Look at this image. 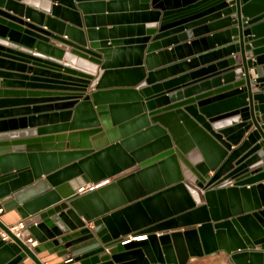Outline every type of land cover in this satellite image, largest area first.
Instances as JSON below:
<instances>
[{"label":"water","instance_id":"95a60500","mask_svg":"<svg viewBox=\"0 0 264 264\" xmlns=\"http://www.w3.org/2000/svg\"><path fill=\"white\" fill-rule=\"evenodd\" d=\"M38 1L40 7L0 0V61L12 69L0 70V76L17 80L21 88L4 94L22 97L18 102L27 104L26 111L38 113L27 118L63 122L7 131L2 127L12 118L0 120V199L6 209L16 207L40 243L32 251L18 240L0 238L5 261L17 254L37 260L35 252L47 249L81 264H185L190 256L219 247L235 264H264V209H259L264 206V0ZM124 4L146 24L115 26L123 20L115 19L113 10ZM174 51L188 52L187 60L167 64ZM137 52L143 63L137 85L152 87L149 113H174L181 135L170 128L169 133L198 179L186 176L165 188L172 181L159 178L157 164L145 166L174 148L142 156L115 149L116 126L124 133L126 125L119 123L126 111L120 104L102 110L96 96L123 85L103 82L109 60ZM87 125H99L91 132L93 144L71 157L63 150L65 134L53 133ZM165 142L163 148L171 146L168 138ZM253 152L254 161L234 167ZM59 157L63 162L55 164ZM147 170L153 175L145 181ZM24 175L27 182L14 184ZM105 176L112 182L96 190L110 187L113 196L120 180L129 187L116 203L92 206L88 199L96 190L81 195L73 190L78 177ZM246 184L249 194L259 197L257 204H246L260 227H250L252 233L236 217ZM121 203L125 206L117 209ZM128 232L147 238L122 241ZM14 263L24 264L17 258Z\"/></svg>","mask_w":264,"mask_h":264},{"label":"bare ground","instance_id":"6f19581e","mask_svg":"<svg viewBox=\"0 0 264 264\" xmlns=\"http://www.w3.org/2000/svg\"><path fill=\"white\" fill-rule=\"evenodd\" d=\"M134 11H136V9H134ZM134 11H131L128 13H119L118 15H116L117 17L115 16V19L119 18L123 21H120V22L115 21V26L124 27L123 24H127L130 26L142 24L143 22L142 16L139 13H137V15H134L133 14ZM127 20H130L131 22L129 21L128 23ZM132 46L133 44H131L129 48H131ZM139 47L140 46L138 45L137 48L139 49ZM124 48H126L125 51H127L128 47L125 46ZM138 52L136 53L135 56L128 54V56L125 55L121 58H113V59L111 58L108 62L110 65L109 69L107 70V74L105 75L103 79V82L109 83V84L114 83V82H118L122 84L123 82H126V84H123L120 86H129V87L122 88V87L114 86V87H111L113 89H108V90L106 89L100 92L96 96L97 103L100 105V107H102V110L109 108L110 104L115 106V104H119V102H124L126 100L127 101L131 100L134 102L132 106L123 105V109H125L126 111L124 115L125 118H123L119 124L123 123L122 126L124 125L126 126L125 128L123 127L124 133H122L121 129L116 126L117 131L115 134L119 135V137L114 141V142H117L115 149H117L118 151H121L122 154L126 156L127 155L130 156L131 151H133L135 154H139L140 156H142V155L149 153L148 151H153L154 149L159 148V150L154 153V154H157V153L164 152L165 150H169L170 148H174L173 151L170 152L169 154L160 156L154 159L152 162L147 163L145 166H149L151 164H157V168H158L157 172L159 174V178H162L163 181H165L166 179L170 180V182L172 181L169 185H166L165 188L182 182L183 180L186 179V176L187 177L193 176L195 179H198V177L192 172L189 166L183 163L182 159L180 158V154L181 155L183 154L178 149V147L174 144L173 137L171 133H169V128H170V130L174 132L175 134L180 133L181 135L182 128H179L178 122H174L175 119L174 121L172 120L174 113L168 114L167 116L162 115L163 113L161 115H150L149 113L148 104L149 102H151V99L149 98H151L152 96V95L151 96L149 95L152 93L151 92L152 87H149L151 83H147V82L140 84L139 86L137 85L140 82L136 80H139L143 75V63H141L140 54L138 55ZM132 67L138 71L134 72L132 70ZM125 72L131 73L132 76H134L132 78V81H128L129 79L122 78L123 73ZM127 82H130V83H127ZM112 99H117V100L113 101L115 103H110L111 102L110 100ZM175 116L177 117L176 114ZM128 118H131V119L125 122V120H127ZM160 121L163 123H161ZM85 122H88V121H85ZM99 125L97 126L87 125V126H82V127H76L73 130L81 129V128L83 129L92 128L93 129L95 127H98ZM165 132L167 135H165ZM167 138L171 141V146L163 148V145L166 144L165 141ZM148 139L149 140L151 139L150 142L144 144ZM181 140L187 141L189 144H192L191 139L189 137H182ZM92 144H93V141H92ZM81 150H85V149H81ZM194 150L197 154L202 155V152L198 147L194 148ZM70 153L74 154L76 153V151H71ZM194 167L196 166L194 165ZM145 172L147 171H144V173ZM149 172H152V171L148 170V173ZM120 181L116 183L115 186H113V190L118 193L120 192L117 187L119 188L123 187V182L122 181L120 182ZM188 182L193 185V182H190L189 180ZM107 184H104L102 186H105ZM106 192H108V190H106ZM124 206L125 205H122L121 203V206H119L117 209L124 207ZM233 208L237 209L238 205L235 203Z\"/></svg>","mask_w":264,"mask_h":264},{"label":"crops","instance_id":"0c3cea01","mask_svg":"<svg viewBox=\"0 0 264 264\" xmlns=\"http://www.w3.org/2000/svg\"><path fill=\"white\" fill-rule=\"evenodd\" d=\"M20 1L26 5L30 4V5L35 6V7H40V4H39L40 1H38V0H20ZM131 11H134L133 7L126 5L125 7H116L113 10V13L117 12V14H119V13H128ZM76 12L79 14V16H81V11L79 9H76ZM129 21H127V22H129ZM144 22L146 24V20H143L142 23H144ZM107 26H110V25H107ZM123 26H128V25L123 24ZM196 48L197 47H195V49ZM198 48H201V47H198ZM191 49L194 50L193 47H191ZM187 54H188V52H185V51L182 53L174 51L173 55L172 54L170 55L172 60L170 59L171 61L168 62L167 64L176 63V62H179L182 60H187V58H188ZM0 57H2V56H0ZM213 62H215V61L211 60L210 62H204L203 64H199V66L200 67L206 66V65L213 63ZM4 67H5L4 63L2 61H0V70H12V69H6ZM197 68H198V66L194 67L192 70H195ZM133 77L134 76H132L131 73L125 72V73H123L122 78L129 79L128 81H132ZM3 80H5V81H3ZM16 82H17V80L15 78H10V77L4 78V77L0 76V120H2V119L8 120L11 118L13 120V121L9 120L8 122H6L5 125H3L4 127H2V128H5L4 130L15 131V130H20V129L29 128V127L48 126L51 123L60 124L63 122L60 119L57 121L53 120V122H50V119L48 117L37 118V116H35L32 118H27L28 115L29 116L30 115H37L38 113L37 114L33 113V111L27 112L25 109V108H27V104H23V102H18V101H20L18 98H22V97H19L16 95L4 94V90H14V89H18V88L20 89L21 87H18V84ZM114 83L120 84L118 82H114ZM127 83H130V82H127ZM132 83H134V82H132ZM122 84H126V82H123ZM118 87H122V88L127 87L128 88L129 86H118ZM91 90H93V88L90 89V91ZM119 104H122L124 106L125 105L132 106L134 104V102L131 100H129V101L126 100L124 102H119ZM29 106L31 107V110H32V106H34V103H31ZM4 110H6V111H4ZM129 119H131V118H128L127 120H125V122L128 121ZM97 128L98 127H95L93 129L92 128H84L85 130L83 128H81L82 130L81 129L73 130V129L68 128L66 130L56 131L53 134H58V133H61V134L64 133L65 134L63 136V138L66 136L64 138L65 140L63 141V143L66 145V146H64V149H63L64 151H76V152H78L79 150H81V147H79V146L82 145V146L86 147L87 145L92 144L91 132L96 131ZM138 131H140V130H138ZM71 132H75V133L72 134L73 136L69 137L68 134ZM80 132H83L84 134H82ZM70 138H71V140H70ZM150 140L148 139L144 144L149 143ZM75 141H76V144L78 145V147L77 146L76 147H70L69 144L71 145ZM54 142L58 143V141H54ZM73 145H75V143ZM84 147H83V149H86ZM64 151H62V152H64ZM74 154H76V153H74ZM71 157H73V154H71ZM59 158L60 159L57 158L58 160L56 161L55 164H57V162L58 163L63 162V159H61V157H59ZM256 158L257 157H256L254 152L249 153L247 156L243 155V156L238 158L239 160L237 161V163H235L234 167L238 168V167L247 165L250 162L254 161ZM152 173L153 172L148 173V170H147V172L144 173V176H145L144 180L147 181V180L151 179ZM245 174H247V173H244L241 176H244ZM27 176L28 175H24L23 177L21 176V177L16 178L15 180H13L14 184L15 183L21 184V183L27 182L28 181V179L26 178ZM161 180H162V178H161ZM80 181H82V180L78 177L77 179L73 180V184L76 185ZM134 181H136L139 184L138 187L141 186V188H142V186L144 185V184H142L141 180H138L137 176H135ZM150 181L152 182V180H150ZM111 182H112V179H111ZM9 183L7 185H10ZM1 188L2 187L0 185V190H1ZM117 188L119 189V192L122 193L123 191L128 190L129 187H126V185L123 183L122 188H119V187H117ZM241 190H242V194H240L241 195L240 196V204L242 205L243 209L240 213H238L236 215V217L240 221V225H242V227L246 231H248L249 233H252L254 230H252L250 227L258 228V229L260 227H259V224L253 219V217L251 215H249L251 210L248 208H249L250 204L251 205L257 204L259 202V197H258L257 193H256V195L249 194L248 184L244 185L241 188ZM108 191H110V187H109ZM118 200H119V193L118 192L114 191L113 196H109V194L106 192V190H102V191L96 190V192L93 193L91 199L90 200L88 199L90 205L96 206V207H106V206H108L109 203H113V202L116 203ZM246 204L249 206H247ZM3 206H4V203H3ZM251 209L253 210L252 207H251ZM259 209H264V206L261 205L259 207ZM263 212H264V210H263ZM19 218H22V216L17 211L16 207H11L9 209H6L4 206L3 212L0 213V221L2 223H11V222L18 220ZM234 227L237 229L236 226H234ZM175 230H181V228H177ZM39 244L40 243H38V245ZM35 255L38 258L49 260L52 264H81L79 260H75L72 257H71V259L66 260V258H68V257H65L63 255H58L56 251L50 252L47 249H42V250L36 251ZM15 256H17V257H15ZM15 256L13 257V259L11 258V259L5 261L4 254L0 253V264H12V262H14V258H17L19 261H23L24 264H30L32 261V257L27 255V254L21 259H19L20 256L18 254ZM185 264H235V263L233 262L229 252H227L224 248L218 247V248H215L208 253H203L202 255L190 256Z\"/></svg>","mask_w":264,"mask_h":264},{"label":"built area","instance_id":"2783aa9c","mask_svg":"<svg viewBox=\"0 0 264 264\" xmlns=\"http://www.w3.org/2000/svg\"><path fill=\"white\" fill-rule=\"evenodd\" d=\"M111 182V177L105 176L96 181H80L76 185L73 184V190L75 193L81 195L92 192L97 188L101 187L104 184ZM4 210L3 202L0 199V213ZM161 231H156V234H160ZM0 238L7 242H16L20 241L26 245L30 250L33 251L34 247L38 245V239L31 233L26 222L25 217L19 218L18 220L11 223H3V226H0ZM122 241L129 240H140L147 238V233H136L128 232L121 237ZM71 259V257L66 258V260ZM30 264H52L47 259L38 258L37 260L32 258Z\"/></svg>","mask_w":264,"mask_h":264}]
</instances>
